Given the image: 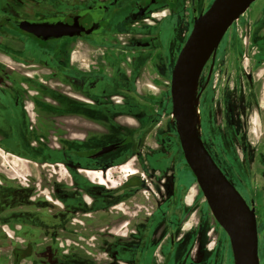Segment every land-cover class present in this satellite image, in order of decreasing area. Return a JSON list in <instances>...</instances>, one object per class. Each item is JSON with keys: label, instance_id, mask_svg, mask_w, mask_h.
Masks as SVG:
<instances>
[{"label": "rangeland", "instance_id": "1", "mask_svg": "<svg viewBox=\"0 0 264 264\" xmlns=\"http://www.w3.org/2000/svg\"><path fill=\"white\" fill-rule=\"evenodd\" d=\"M261 1L256 0L226 32L218 52L222 57L218 62L220 69L214 68L211 74L207 69L203 79L198 81L196 89L200 136L243 194L247 196L249 193L258 204L260 199H264L263 173L256 172L261 168L257 162L252 168H248L243 159L250 150L256 154V149L261 145L257 140L260 134L258 120H253L251 140L246 141V149H243V146H238L235 141L230 140L234 128L229 124L227 109L222 106L223 101L219 111L214 107V103L221 101L222 97L217 88L222 90V83L227 81L224 66L228 65V62L224 63V57L242 53L238 41L239 45L247 43L248 47L251 46V41H256L254 52L264 53V11H260ZM181 2V22L162 24L165 37L160 43V50H152L156 52L155 58H152L150 53L146 58L143 56V59L131 65L132 76L135 80L138 79L139 83L137 87L135 85V91L127 93L130 98L126 102L134 105L136 116L135 121L125 119V123L131 128L140 125L139 133L145 138L139 143V151L147 168L142 169L137 164L136 157H131L123 163L117 162L123 156L121 151L108 157L109 162L116 161L113 164L115 166L111 176L112 182L99 185L75 171L71 175L76 185L71 186L73 180L68 175V169L62 165L52 169L48 165L37 166L30 160H25L26 163L22 165L0 151L1 184L6 180L13 186H28L30 189L28 205L13 207L12 220H0V264H13L14 247L25 249L29 254L20 264H132L131 260L135 264H163L167 255L166 264H234L228 236L212 215L195 177L184 160L176 138L170 88L164 85L181 44V35L185 29L190 30L192 26V8L196 7L198 11L207 8L212 0ZM76 50L79 52L75 54L74 63L83 72L88 70L87 64L95 63L96 70L102 66L101 60L98 59L99 52L91 55L86 52L83 44H79ZM253 50L250 49L247 55H254ZM87 57L93 62L87 61ZM127 69L129 67L126 63L122 67L116 65L114 68H107L108 91L121 88L124 84L127 88L131 87L129 81H122V73L127 72ZM208 75V88L204 96L200 97V88ZM262 90L261 104L264 107V87ZM59 98L63 99L64 105L70 104L80 113L87 109L69 98ZM39 104L40 107L43 106V103L38 102ZM262 110L264 112V109ZM44 127L46 132L47 126ZM86 144L81 147H86ZM255 154L253 161L257 160ZM249 160L246 158V161ZM54 161L56 158L48 164ZM128 162L139 171V179L143 184L140 188L118 192L129 178L123 180V175L117 167ZM262 171L264 172V169ZM163 178H166L165 184L169 188L165 192L160 191V186L166 188L165 184L160 182ZM58 187L61 189L56 192ZM63 193H67L68 198H64ZM73 194L76 197L71 200ZM20 215L22 220L19 219ZM1 216L0 219L4 218V214ZM145 218L151 219L144 226ZM85 219H90L92 224H85ZM105 225H110L106 240L119 244L115 249L118 251L117 257L114 255L112 259H109V255L107 257L103 250H90L92 246L88 244L95 245L96 240H88L82 235L90 232V238L92 235L96 237V234H103ZM137 229L139 233L132 236L131 231L136 232ZM111 231L117 235H112ZM71 232L75 233L77 238L74 239ZM111 235L112 238L118 236L121 240L116 237L111 239ZM81 244L84 249L88 248L90 251L82 249ZM72 247L83 250V254H68ZM58 250L61 251L60 254ZM117 259L119 261H116ZM261 261L264 264V254Z\"/></svg>", "mask_w": 264, "mask_h": 264}, {"label": "flooded vegetation", "instance_id": "2", "mask_svg": "<svg viewBox=\"0 0 264 264\" xmlns=\"http://www.w3.org/2000/svg\"><path fill=\"white\" fill-rule=\"evenodd\" d=\"M210 5L199 11L196 7L192 8V26L190 30L185 29L181 35L182 40H179L181 44L176 51L173 67L193 28L194 19L205 12ZM181 10L183 11L181 0H0V124L5 125L6 131L0 135V140H5L7 152L12 154L4 153V155L13 157L15 162L22 165L26 161L21 158L39 164L40 167L48 165L54 169L62 165L68 169V175L73 180L71 186L76 185L71 175L75 171L84 174L90 181L99 185L112 182L111 176L115 166L113 164L116 161L109 162L108 157L113 153L117 155L121 151L123 156L117 162L123 163L129 161L131 157H136L137 164L144 169L145 162L139 151V143L145 137L139 133L140 125L131 128L125 123L129 119L135 121L136 116L134 105L126 102L130 98L128 95L131 90L135 91V85L137 87L139 83V80H135L132 76L131 65L139 62L143 56L146 58L150 53L152 58H155L156 52L152 50L158 48L160 50V43L165 37L162 24L181 22L183 15ZM260 11L261 13L264 11V0L261 1ZM71 21L80 23L81 29L84 30L81 35L44 39L46 29L51 30L48 25L58 26ZM87 29L90 30L89 33H85ZM222 41L204 66L199 81L203 79L207 69L210 74L214 72V68L220 69L218 62L222 57L218 52ZM79 44H83L86 52L91 55L99 52L98 59L101 60L102 66L98 70L94 69L96 66L94 63V65L87 64L88 70L83 72L74 63L75 54L79 52L76 50ZM250 45V47L247 43L239 45L238 41L242 53L224 57V63L228 62V65L224 66L227 81L222 83V90L217 88L218 94L222 97L218 102L219 106L215 102L214 107L219 111L220 103L223 101L222 106L227 109L229 124L234 128L230 140L235 141L238 146H243V149H246V141L251 140L253 120H258L260 134L257 140L261 145L256 149V154L250 150L243 159L248 168H252L257 162L261 168L256 172L263 173L264 178L262 171L264 169L262 110L264 107L261 104L264 87V53L258 51L259 54L255 53L253 49L257 47L256 41H251ZM250 49L255 53L252 56L247 55ZM87 61L91 59L87 57ZM125 63L129 69L122 73V81H129L131 87L127 88L124 84L121 88L108 91L107 68L111 69L116 65L122 67ZM173 67L169 71L168 80L164 82L169 88ZM209 82L208 75L200 88V97L204 96ZM60 96L78 102L87 109L84 113H80L72 108V105H64ZM38 102L43 103V106L40 107ZM45 125L46 132H44ZM90 127L94 129L91 131ZM77 128L82 133L79 137L75 133ZM18 136L21 137V141L12 146L13 138ZM176 138L178 139L177 133ZM203 142L227 179L235 186L249 207L254 208L258 232V256L262 264L264 199H260L258 204L249 193L245 196L219 160L212 155L204 140ZM84 144L87 146L81 147ZM111 144H119V146L110 152L98 153L101 148ZM0 151L2 152L1 149ZM254 154L257 157L256 161H253ZM166 157L165 155L164 159ZM54 158L56 161L48 164ZM246 158L250 160L246 161ZM97 168L104 170H93ZM117 168L122 173L123 180L129 178L118 192L141 187L143 182L139 179V171L131 163H124ZM165 180L166 178H163L160 182L165 184ZM0 186L4 188V192L0 193V218L3 214L4 218L0 220H12L13 207L27 206L30 189L28 186L25 188L13 186L6 180L4 184L0 182ZM60 189L58 187L56 192ZM166 190L168 191L169 188L164 189L160 186L161 192ZM63 195L64 198H68L67 193ZM75 197L76 195L73 194L70 199L74 200ZM19 219L22 220V215ZM150 219H144V226ZM85 224L90 226L91 220L85 219ZM108 226L110 225H105V233H101L102 235L96 234V237L92 235L90 238L88 237L90 232L82 235L88 240H96L95 245L88 244L92 246L90 250H103L107 257L109 255L108 258L112 259L114 255L117 257L118 251L115 249L119 244L106 240ZM138 231V229L136 232L132 230V236L139 233ZM70 234L74 239L77 238L75 233ZM111 234L117 235L112 231ZM112 235L111 239L114 237L120 239L118 236L112 238ZM81 248L84 249L83 244ZM84 250L90 251L88 248ZM82 251L72 247L68 250V254L75 255L79 252L83 254ZM60 253L61 251L58 250V254ZM167 259L168 255L163 264L167 263ZM130 262L135 264L133 260ZM110 264L115 263L110 262Z\"/></svg>", "mask_w": 264, "mask_h": 264}, {"label": "water", "instance_id": "3", "mask_svg": "<svg viewBox=\"0 0 264 264\" xmlns=\"http://www.w3.org/2000/svg\"><path fill=\"white\" fill-rule=\"evenodd\" d=\"M256 0H213L209 8L194 19L193 28L181 48L170 80L172 116L183 157L217 223L227 234L234 264H260L256 215L235 186L227 179L207 150L195 122L196 97L200 74L224 35ZM44 39L81 35L80 23L48 25ZM90 29V28H89ZM85 30L89 33L90 30ZM196 105H192V99ZM119 144L101 148L107 153Z\"/></svg>", "mask_w": 264, "mask_h": 264}, {"label": "crops", "instance_id": "4", "mask_svg": "<svg viewBox=\"0 0 264 264\" xmlns=\"http://www.w3.org/2000/svg\"><path fill=\"white\" fill-rule=\"evenodd\" d=\"M1 113V112H0ZM21 127V126H20ZM21 129V128H20ZM90 129H91V131L94 129V127H90ZM100 129V128H99ZM2 131V132H1ZM4 132H6L5 131V125L4 124H0V135L1 134H3ZM76 133V136L77 137H79V135H81L82 133L81 132H79L78 131V128H77V131L75 132ZM19 134H20V131H19ZM20 142L21 141V137H14L13 138V141H12V146L14 145V144H16L17 142ZM2 144H6L5 143V140H0V149L2 150V152L3 153H8V154H10L9 152H7V147H6V145H2ZM10 155H12V154H10ZM13 156H16V155H13ZM16 157H19V156H16ZM19 158H21V157H19ZM21 159H23V160H27V159H25V158H21Z\"/></svg>", "mask_w": 264, "mask_h": 264}, {"label": "trees", "instance_id": "5", "mask_svg": "<svg viewBox=\"0 0 264 264\" xmlns=\"http://www.w3.org/2000/svg\"><path fill=\"white\" fill-rule=\"evenodd\" d=\"M4 192V188L0 186V193L2 194ZM28 205V202H27ZM12 255H13V264H20V262L25 259L29 254L26 252L25 249L14 247L12 249Z\"/></svg>", "mask_w": 264, "mask_h": 264}, {"label": "bare ground", "instance_id": "6", "mask_svg": "<svg viewBox=\"0 0 264 264\" xmlns=\"http://www.w3.org/2000/svg\"><path fill=\"white\" fill-rule=\"evenodd\" d=\"M196 99L195 98H193L192 99V105L193 106H195L196 105ZM195 122H196V125L198 126V118H197V116L195 115ZM202 133V132H201ZM87 173V172H86ZM88 174H92L91 172H88Z\"/></svg>", "mask_w": 264, "mask_h": 264}]
</instances>
